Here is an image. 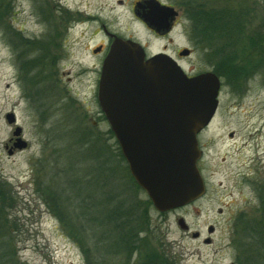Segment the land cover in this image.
<instances>
[{
	"label": "rangeland",
	"instance_id": "1",
	"mask_svg": "<svg viewBox=\"0 0 264 264\" xmlns=\"http://www.w3.org/2000/svg\"><path fill=\"white\" fill-rule=\"evenodd\" d=\"M47 1L0 0V264H264V0H204L210 12L244 15L233 41L198 33L190 0H172L187 12L179 44L205 36L201 51L182 60L188 75L212 72L221 88L198 138L207 191L163 213L130 178L109 122L94 127L97 74H59L56 88L30 67L35 37L59 12ZM115 1L61 0L73 10L71 24L101 8L107 15ZM45 5L47 18L37 9ZM86 26L66 32L67 44L75 39L69 61L83 53L76 40L86 42ZM8 113L29 143L12 156ZM116 210L114 227H98Z\"/></svg>",
	"mask_w": 264,
	"mask_h": 264
},
{
	"label": "water",
	"instance_id": "2",
	"mask_svg": "<svg viewBox=\"0 0 264 264\" xmlns=\"http://www.w3.org/2000/svg\"><path fill=\"white\" fill-rule=\"evenodd\" d=\"M220 88L212 72L190 77L166 54L146 59L133 40H116L105 59L100 106L131 174L159 212L183 207L206 192L198 135L218 109ZM7 118L14 121L12 113Z\"/></svg>",
	"mask_w": 264,
	"mask_h": 264
},
{
	"label": "flooded vegetation",
	"instance_id": "3",
	"mask_svg": "<svg viewBox=\"0 0 264 264\" xmlns=\"http://www.w3.org/2000/svg\"><path fill=\"white\" fill-rule=\"evenodd\" d=\"M39 1L45 3V0ZM10 2L12 0H9ZM47 2L48 5H52L59 12L57 11V17L54 19H48L46 28H44V35L35 37L33 49L34 51L36 50V53L32 58L28 59V63L30 67L34 66L39 72L45 73L47 75L45 80L52 83L56 88L58 87L57 84H59V74H97L94 96L96 105L99 108L97 107V112L92 113L95 114L94 127H99L100 124L107 121V117L99 104L98 87L105 59L116 40H133L140 43L144 49L146 58H150L156 54H166L175 60L188 74L189 70L187 71V67L183 64L182 60L189 58L194 51H201L202 49V39L199 38L196 42L193 36L190 38L192 46L179 44L178 40L185 38L188 33L185 29L186 25L183 22V18L187 12L183 10L180 4L172 0H116L111 6L106 3V6H108L107 10L109 11L107 15H104V9L101 8L96 15L88 14L87 20H77L80 23L76 21L72 24L69 19L73 11L71 7L62 3L61 0H49ZM200 3L205 4V1L201 0ZM79 7L81 8V4L77 9ZM37 9L40 10V16L44 14L47 18L46 10H48V7L46 5ZM77 12H81L80 9ZM127 17L129 20L126 19ZM120 18H124L128 23L125 26H121L119 24ZM155 20L162 24L156 25V23L152 22ZM86 25H91L88 37L85 35L80 36V39L82 37L86 38V42L76 40L80 47L84 46L83 53L80 52L82 54L79 57L73 61H69L71 56H73L70 50L74 44L71 40L75 39H71L67 44L68 35L66 32L71 31L75 26ZM174 36H177L178 39L176 40ZM25 39L28 40V43H31V38ZM161 41H163V44ZM186 51L189 54H182ZM8 122L13 127V133L8 141H6L4 147L8 155L12 156L24 150L19 149L18 144L26 140L24 139V130L18 125L15 116L12 123L9 120ZM18 128H20L21 132L17 136L15 132ZM90 132L93 134V130ZM28 146L29 143L27 142ZM206 241H210V238H206Z\"/></svg>",
	"mask_w": 264,
	"mask_h": 264
},
{
	"label": "trees",
	"instance_id": "4",
	"mask_svg": "<svg viewBox=\"0 0 264 264\" xmlns=\"http://www.w3.org/2000/svg\"><path fill=\"white\" fill-rule=\"evenodd\" d=\"M201 0H190L189 2V8L188 10H190V8L192 6H194L196 12L193 13L194 15V20H195V26L196 29L198 28V33L203 32L205 35H207L208 37H212L213 35L216 34V36L218 38H222V36L224 38H227L230 36V38L233 39L237 36V34L242 35V31H241V27L244 21V15L241 13L240 14H234L235 11H229V9L223 8L220 9L219 11L216 12H210L207 8H206V4H201L200 3ZM194 4V5H193ZM19 37V36H18ZM198 37H202L205 40V36L201 35ZM212 39V38H211ZM16 40V39H15ZM16 41H21V46H26L28 45V40L26 39H22L20 38ZM229 53V51H228ZM29 71V69H28ZM119 144V143H117ZM118 146V153L119 156L121 157V160L126 161L125 157L122 154L121 148L119 145ZM123 161V162H124ZM128 163H126V169L129 173L130 178H132V181L135 182L133 176L131 175V172L129 170V165H127ZM135 185L137 184L136 182L134 183ZM139 189L141 188L139 185H136ZM142 189V188H141ZM149 203L151 205L152 201L149 199L148 200ZM114 213L116 215H114ZM120 216H122V212L120 213V211H114L112 214H107L100 222L98 226L100 228H103L104 225H111V227H114L116 225V222L119 221ZM94 224V223H93ZM1 226V223H0ZM128 229V227L123 223V227L121 229L116 228V232L122 234L125 232V230ZM91 238V237H90ZM92 242L93 239H90ZM256 243V240L254 241V244ZM2 264V261H1Z\"/></svg>",
	"mask_w": 264,
	"mask_h": 264
}]
</instances>
